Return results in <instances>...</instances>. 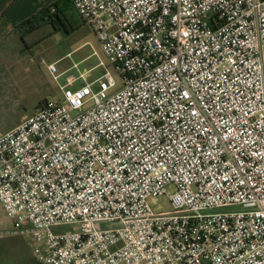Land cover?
<instances>
[{
    "label": "built area",
    "instance_id": "2783aa9c",
    "mask_svg": "<svg viewBox=\"0 0 264 264\" xmlns=\"http://www.w3.org/2000/svg\"><path fill=\"white\" fill-rule=\"evenodd\" d=\"M71 2L121 83L48 64L77 73L0 135L11 233L39 264H264V0Z\"/></svg>",
    "mask_w": 264,
    "mask_h": 264
},
{
    "label": "rangeland",
    "instance_id": "374dc122",
    "mask_svg": "<svg viewBox=\"0 0 264 264\" xmlns=\"http://www.w3.org/2000/svg\"><path fill=\"white\" fill-rule=\"evenodd\" d=\"M28 1L38 11L61 3L62 7L68 8V18L76 28L69 32L64 29L54 31L52 25L44 24L35 32L25 35V43L17 35L13 47L0 50V131L33 115L45 99L62 97L59 85L66 82L69 74L77 73V70L71 69L56 80L48 69L51 62L57 63L58 72L70 69L74 63H78L81 70L88 69L99 62V58L93 55V50L96 49L99 57L112 69L117 82L121 83L119 75L101 50L94 32L73 4L67 7L61 0ZM49 33L52 34L47 36ZM101 73L102 69L97 68L94 76ZM175 190V186L171 185L166 194L151 196L148 201L156 212L168 211L172 208L170 195ZM103 225L110 226L108 223ZM13 229V223L0 203V264H34L36 258L29 239L11 233ZM72 230H77V227L55 229L56 232Z\"/></svg>",
    "mask_w": 264,
    "mask_h": 264
},
{
    "label": "crops",
    "instance_id": "0c3cea01",
    "mask_svg": "<svg viewBox=\"0 0 264 264\" xmlns=\"http://www.w3.org/2000/svg\"><path fill=\"white\" fill-rule=\"evenodd\" d=\"M37 12L38 10L32 2L28 0H0V50L14 46L15 38L18 35L16 26ZM18 124L3 129L0 131V135ZM34 264H39L36 259Z\"/></svg>",
    "mask_w": 264,
    "mask_h": 264
},
{
    "label": "trees",
    "instance_id": "16d2710c",
    "mask_svg": "<svg viewBox=\"0 0 264 264\" xmlns=\"http://www.w3.org/2000/svg\"><path fill=\"white\" fill-rule=\"evenodd\" d=\"M64 1V6H71V0H61ZM67 9L62 7L61 3L54 5L52 8L41 9L31 17L25 19L23 22L16 26V31L21 38L24 39L25 35L35 32L37 29L41 28L44 24L52 25L54 31L66 30L67 32L74 30L76 27L69 20L67 15ZM52 33H49L50 36ZM24 43L26 40L24 39ZM26 46V45H25ZM48 100L42 101V105Z\"/></svg>",
    "mask_w": 264,
    "mask_h": 264
}]
</instances>
